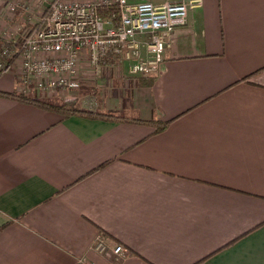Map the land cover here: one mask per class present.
<instances>
[{
  "label": "crops",
  "instance_id": "1",
  "mask_svg": "<svg viewBox=\"0 0 264 264\" xmlns=\"http://www.w3.org/2000/svg\"><path fill=\"white\" fill-rule=\"evenodd\" d=\"M77 68L75 107L146 122L0 96V264H264V0H202L155 77Z\"/></svg>",
  "mask_w": 264,
  "mask_h": 264
},
{
  "label": "built area",
  "instance_id": "2",
  "mask_svg": "<svg viewBox=\"0 0 264 264\" xmlns=\"http://www.w3.org/2000/svg\"><path fill=\"white\" fill-rule=\"evenodd\" d=\"M202 0H165L160 4L142 0H49L33 25L18 36L0 43V75L14 71L19 93L50 96L69 94L81 87L78 63L86 59L99 73L102 66L127 67L132 76L159 74L173 29L187 23L191 9ZM8 5L15 10L13 2ZM21 5L19 8H22ZM67 93V94H66ZM90 249L119 258L120 244L110 247L99 232ZM78 264H90L80 258Z\"/></svg>",
  "mask_w": 264,
  "mask_h": 264
},
{
  "label": "rangeland",
  "instance_id": "3",
  "mask_svg": "<svg viewBox=\"0 0 264 264\" xmlns=\"http://www.w3.org/2000/svg\"><path fill=\"white\" fill-rule=\"evenodd\" d=\"M8 2L9 4L13 2V5H16L18 7H16L15 10H11ZM48 2L49 0H40V2L39 0H4L5 5L4 7L2 6L4 9H2L3 12L2 14H0V18L1 20H3L0 23V40L2 39L4 41H7L12 39L13 37L15 38V40H17L18 36H20L21 33L23 34L33 25V22L36 21V19L34 18H38L39 15H41V11L44 10ZM29 3L30 6L28 5ZM21 5H23L22 8H19ZM9 75L12 74H6L4 75V77H7ZM56 93L57 92L51 93V96L49 97L44 94L31 92L28 94V96L39 98L56 105H63L67 108H77L75 107V104L78 98L72 101H65V94L59 92L62 97V101H60L58 98H55L53 96ZM69 94L74 95V91L70 92ZM90 97H92L93 99L94 95H91Z\"/></svg>",
  "mask_w": 264,
  "mask_h": 264
},
{
  "label": "trees",
  "instance_id": "4",
  "mask_svg": "<svg viewBox=\"0 0 264 264\" xmlns=\"http://www.w3.org/2000/svg\"><path fill=\"white\" fill-rule=\"evenodd\" d=\"M47 10H48V8L45 7L43 10L44 13ZM2 41L3 40L1 39L0 43ZM0 96L16 99L20 102L28 103V104H31V105L36 106L38 108H41V109L56 112V113L63 115L65 117L74 115V116L83 117V118H87V119L124 120V121L134 120L135 122H142V123L146 122V121H142L140 119H129L126 117L115 116L112 114L101 113V112H97V111L78 109V108H67L63 105H56V104L47 102L45 100L30 97L26 94H22V93H18V92L17 93L16 92H5V91L0 90ZM168 122L169 121H163V122L148 121V123L153 124L155 126L156 131L163 130L167 126Z\"/></svg>",
  "mask_w": 264,
  "mask_h": 264
}]
</instances>
